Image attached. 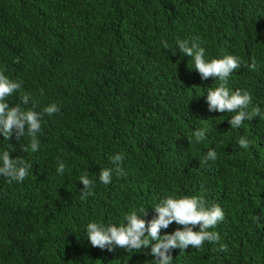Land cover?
<instances>
[{"label": "trees", "instance_id": "16d2710c", "mask_svg": "<svg viewBox=\"0 0 264 264\" xmlns=\"http://www.w3.org/2000/svg\"><path fill=\"white\" fill-rule=\"evenodd\" d=\"M194 37L208 61L240 59L227 87L248 91V110L264 112V0H0V71L22 81L6 101L29 94L37 111L60 108L43 117L35 153L22 151L27 135H0V154L15 149L12 158L32 165L23 182L0 176V264H155L151 246L93 247L86 227L119 226L140 207L151 220L167 196H199L225 213L210 229L218 243L175 248L172 264H264V119L232 129L236 113L209 110L207 88L220 81L202 79L177 48ZM253 57L256 71L243 67ZM197 129L205 139L190 144ZM209 149L216 159L201 164ZM101 169L113 170L111 183ZM85 171L94 187L82 199Z\"/></svg>", "mask_w": 264, "mask_h": 264}, {"label": "clouds", "instance_id": "9594fccd", "mask_svg": "<svg viewBox=\"0 0 264 264\" xmlns=\"http://www.w3.org/2000/svg\"><path fill=\"white\" fill-rule=\"evenodd\" d=\"M163 47L168 49L170 46L166 40ZM179 51L190 57L194 63V68L201 74L202 79L207 80L214 77L220 81L218 86L207 88V103L210 111H219L221 113L234 112L229 123L232 129L242 126L245 120H252L256 117L264 119V112L259 105L252 107L251 94L243 89L230 90L227 87V81L234 70L241 68L240 59L234 55H224L222 58H215L210 61L205 59V48L201 46L198 37L191 40L184 39L177 41ZM243 67L256 71L258 68L255 57L251 63L245 62ZM22 81L8 78L4 72L0 71V135L4 140L10 141L13 134L17 140L27 135L30 137V147L22 148V151L35 153L39 151L40 141L37 134L41 130L42 120L45 115L51 117L59 113L60 108L57 103L53 102L37 111V102L29 94L22 95L21 103L10 106L6 98L13 93L21 90ZM31 103V107H28ZM205 129H197L189 137V143L201 142L205 139ZM238 145L247 150L250 142L246 137H240ZM12 151H3L0 154V176L13 181L23 182L29 175L31 163H27L23 157L12 158ZM214 149H209L201 164H206L209 160L216 159ZM123 155L117 154L112 158L114 164H117L116 172L118 175H124L119 164L123 162ZM65 163L58 160L57 172L61 175L65 170ZM112 169H101L99 180L105 185L111 183ZM79 181L84 188L80 192L81 198L86 199L91 195L94 182L89 178L87 171L82 173ZM156 215L151 220L145 219L148 216V208H133L119 225L109 224L102 225L95 221L90 222L87 227V237L93 247L100 249L107 248L109 251L114 250L116 246L126 251L140 250L151 246V255L155 257V264H172L173 257L171 250L180 248L186 250L191 246L195 249H201L204 243H218L221 239L220 234L214 229L218 223L225 219V213L219 204L208 205L207 202L199 196H183L175 198L167 196L161 199L154 207H151ZM255 219V217H254ZM175 222L182 225V229H177L174 233L161 234L162 229ZM198 226V230L197 229ZM150 238V239H149ZM219 251H226V246L221 245Z\"/></svg>", "mask_w": 264, "mask_h": 264}]
</instances>
